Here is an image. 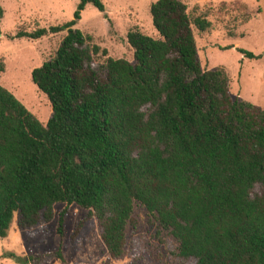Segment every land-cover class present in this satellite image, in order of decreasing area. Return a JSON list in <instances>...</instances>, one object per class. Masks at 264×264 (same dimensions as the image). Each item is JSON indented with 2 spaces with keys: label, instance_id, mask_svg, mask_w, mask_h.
Returning a JSON list of instances; mask_svg holds the SVG:
<instances>
[{
  "label": "trees",
  "instance_id": "16d2710c",
  "mask_svg": "<svg viewBox=\"0 0 264 264\" xmlns=\"http://www.w3.org/2000/svg\"><path fill=\"white\" fill-rule=\"evenodd\" d=\"M87 5L105 11L103 0H79L73 19L19 34L66 31L31 72L47 123L0 84V237L14 219L29 230L56 203L75 204L121 259L139 203L191 264H264V109L232 99L223 67H201L193 28L210 22L181 0L152 2L159 36L130 29L131 62L74 27Z\"/></svg>",
  "mask_w": 264,
  "mask_h": 264
},
{
  "label": "rangeland",
  "instance_id": "374dc122",
  "mask_svg": "<svg viewBox=\"0 0 264 264\" xmlns=\"http://www.w3.org/2000/svg\"><path fill=\"white\" fill-rule=\"evenodd\" d=\"M156 0H103L104 13L87 5L75 28L89 34L107 55L133 62L126 34L138 28L158 37L149 7ZM191 18L210 22L205 31L193 28L203 69L223 67L232 99L264 109V0H181ZM79 0H0V59L5 71L0 84L11 91L42 123L52 115L50 103L31 79V72L51 59L66 31L39 39L20 36L73 19ZM243 49L253 54L248 57ZM102 56L98 57L102 60ZM63 214L62 227L60 224ZM53 217L29 230L13 220L0 237V264H191L178 254V244L139 203L127 230L126 254L113 260L100 237L97 220L75 204L56 203Z\"/></svg>",
  "mask_w": 264,
  "mask_h": 264
}]
</instances>
